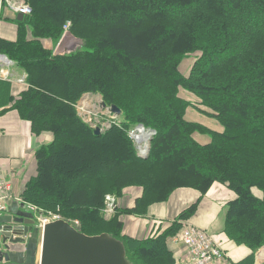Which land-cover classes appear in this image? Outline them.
<instances>
[{"label": "trees", "instance_id": "obj_1", "mask_svg": "<svg viewBox=\"0 0 264 264\" xmlns=\"http://www.w3.org/2000/svg\"><path fill=\"white\" fill-rule=\"evenodd\" d=\"M28 5L31 14L13 20L16 40L0 39V55L26 76L27 89L12 108L35 135L48 132L53 140L36 152L37 175L21 202L78 221L77 231L85 236L120 242L129 264H175L169 244L199 201L162 234L144 240L124 236L119 216H144L180 188L203 197L218 183L235 196L227 204L225 235L251 251L238 264H254L264 247V0ZM67 22L75 42L55 55L42 42L56 46ZM181 92L220 128L187 120L192 104ZM86 94L121 111L119 122L98 136L76 109ZM136 125L156 133L146 160L127 134ZM130 187L142 190L134 207L106 220L105 197L118 199Z\"/></svg>", "mask_w": 264, "mask_h": 264}, {"label": "crops", "instance_id": "obj_2", "mask_svg": "<svg viewBox=\"0 0 264 264\" xmlns=\"http://www.w3.org/2000/svg\"><path fill=\"white\" fill-rule=\"evenodd\" d=\"M14 19L16 14L6 7L0 11V39L11 42L16 40L17 26ZM42 43L46 49H53L50 41ZM25 78V73L12 62L4 66L3 70L0 69V81L6 82L3 83L6 87L0 86V175L11 185L13 197L7 203L6 212L0 215V224L11 219L19 211L22 203L16 200H21V193L26 184L37 175L35 154L53 140L52 134L48 132L35 135L29 121L22 119L12 108L21 92L27 89ZM2 88L4 93L1 95ZM141 194L140 188L130 187L123 191L120 198L112 197V216L116 210L132 209ZM234 197L231 191L218 183H214L203 197L193 189L180 188L175 190L166 202L151 205L144 216L121 214L119 219L122 223V233L136 240L156 237L167 230L182 211L199 201L194 215L187 221L180 222L182 228L190 225L205 231L213 238L223 251V259L217 264H238L250 256L251 251L247 247L232 243L224 232L227 204ZM180 233L169 244L175 264H184L186 259V249L177 241ZM10 246V259L3 260L0 264H39L41 231L37 228L23 243ZM261 250L262 248L255 253L254 264H264Z\"/></svg>", "mask_w": 264, "mask_h": 264}, {"label": "water", "instance_id": "obj_3", "mask_svg": "<svg viewBox=\"0 0 264 264\" xmlns=\"http://www.w3.org/2000/svg\"><path fill=\"white\" fill-rule=\"evenodd\" d=\"M28 4V0H24ZM25 17L16 15L17 21ZM75 39L70 32H65L54 49L55 55H63L69 51ZM0 58H6L0 55ZM7 59V58H6ZM100 106L111 114L120 116L121 111L116 106L107 107L102 101ZM101 134L99 128L94 129V135ZM146 154H137L146 160ZM37 229L34 216L22 204L11 219L0 224V262L10 259V245L23 243ZM261 252L264 255V247ZM39 264H129L125 258L123 245L109 236L88 237L79 233L71 224L62 220L46 224L41 230V249Z\"/></svg>", "mask_w": 264, "mask_h": 264}, {"label": "built area", "instance_id": "obj_4", "mask_svg": "<svg viewBox=\"0 0 264 264\" xmlns=\"http://www.w3.org/2000/svg\"><path fill=\"white\" fill-rule=\"evenodd\" d=\"M6 7L13 13L21 14L27 17L31 14V9L24 0H0V11ZM69 24L64 26L65 31ZM67 32V31H66ZM11 62L6 58H0V69L9 65ZM156 133L151 129H146L141 125H136L128 132L137 154H146L150 148V142ZM11 185L0 175V215L7 210V203L13 199L11 194ZM106 206L104 214L109 208H113L112 198L106 197ZM20 203L21 200H16ZM26 210L30 212L36 221L37 228L41 231L43 227L51 222L62 220L71 224L76 230L79 226L78 221H67L57 214L44 212L35 206L26 204ZM177 241H179L186 249V259L184 264H217L223 259V251L221 247L209 236L205 231L190 225L183 227Z\"/></svg>", "mask_w": 264, "mask_h": 264}, {"label": "rangeland", "instance_id": "obj_5", "mask_svg": "<svg viewBox=\"0 0 264 264\" xmlns=\"http://www.w3.org/2000/svg\"><path fill=\"white\" fill-rule=\"evenodd\" d=\"M66 24H69L70 27V22H67ZM68 29L66 31H68ZM63 31L64 33L66 32L64 27H63ZM51 44L54 49L55 47L54 44L52 42ZM191 61L192 59L189 58L183 63L182 71L185 74L189 70ZM181 97L192 104V109H190L189 112L186 113L187 120L201 124L211 130H218L220 128V125L215 120L199 113L204 109L197 106V102L193 97L188 96L184 92H181ZM101 101L102 99L99 95L86 94L80 99V101L76 106V109L77 112L80 113V116L85 124L89 125L93 130L99 128L101 133H103L108 128H110L112 123H118L121 115L120 116L113 115L107 109L101 108L100 106ZM197 139L203 142L207 140V136H198ZM109 197L112 198V196ZM106 208L107 206L105 205V209ZM113 210H114L113 208H109L107 213L104 214V218H110L112 216Z\"/></svg>", "mask_w": 264, "mask_h": 264}, {"label": "flooded vegetation", "instance_id": "obj_6", "mask_svg": "<svg viewBox=\"0 0 264 264\" xmlns=\"http://www.w3.org/2000/svg\"><path fill=\"white\" fill-rule=\"evenodd\" d=\"M22 204H24V203H22ZM25 206H26V204H24Z\"/></svg>", "mask_w": 264, "mask_h": 264}]
</instances>
